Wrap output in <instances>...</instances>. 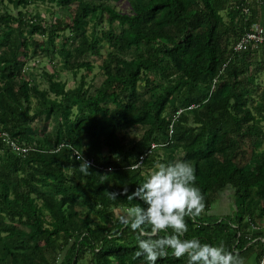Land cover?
I'll use <instances>...</instances> for the list:
<instances>
[{"label":"trees","instance_id":"16d2710c","mask_svg":"<svg viewBox=\"0 0 264 264\" xmlns=\"http://www.w3.org/2000/svg\"><path fill=\"white\" fill-rule=\"evenodd\" d=\"M118 1L0 0V264H147L121 218L175 160L194 166L205 203L183 238L264 264V47L234 49L264 28V0ZM34 2L57 5L64 27ZM35 62L51 65L45 85ZM227 191L233 210L215 213Z\"/></svg>","mask_w":264,"mask_h":264},{"label":"clouds","instance_id":"9594fccd","mask_svg":"<svg viewBox=\"0 0 264 264\" xmlns=\"http://www.w3.org/2000/svg\"><path fill=\"white\" fill-rule=\"evenodd\" d=\"M83 167L88 169L87 162ZM195 180L194 166L185 160H175L160 163L132 190L129 199H139L143 205L129 206L127 215L121 219L132 230H138L136 256L143 255L147 264H156L158 257L170 251L174 257H185L187 264H244L242 257L222 244L201 242L195 237L183 238L188 230L185 217L195 218L205 208L204 197ZM167 229L171 232L157 236Z\"/></svg>","mask_w":264,"mask_h":264},{"label":"rangeland","instance_id":"374dc122","mask_svg":"<svg viewBox=\"0 0 264 264\" xmlns=\"http://www.w3.org/2000/svg\"><path fill=\"white\" fill-rule=\"evenodd\" d=\"M56 7L57 5H54V7H50L47 4L40 3V2H34L30 4L29 6V8L32 9L31 10L32 12H35V11L39 12L46 20H49V21L53 20L62 29V27H64L65 25V18L64 16H61L62 12L59 10L58 14L60 15V17H57V18H55L57 15H54V14L51 15V12H50L51 10L56 9ZM9 8H11L12 12L14 13L16 12V9L13 8L11 4H9ZM117 9L126 12L129 10V5L125 0H119L117 3ZM104 26H105V23H104ZM64 33H67V31H64ZM58 41H59V38L57 37L56 42ZM58 60L59 58L56 56L55 61H58ZM42 66L46 67L48 70L52 69L51 65L48 62L47 63L46 62H39V63L35 62L34 73L35 75H37L38 82L42 81L41 76H39ZM60 74H61L60 75L61 79L67 81L66 83L67 86L75 85V81L72 78V74L70 72L66 70H62L60 71ZM91 79H92L93 85L95 86L98 85L100 81L103 79V74L101 73L100 69L97 66H95L93 70L90 72V75H88L87 77V81L89 82ZM258 81L260 82L261 87H264V72H261L259 74ZM43 84L45 85V83L42 81L41 85ZM263 129H264V126H263ZM261 147H264V141ZM228 200L231 202H228ZM231 204H232V199L230 198L229 191H227L225 194L221 195L220 200L218 199L216 200V202H214L212 210L215 213H230L233 210L231 208L232 207Z\"/></svg>","mask_w":264,"mask_h":264},{"label":"built area","instance_id":"2783aa9c","mask_svg":"<svg viewBox=\"0 0 264 264\" xmlns=\"http://www.w3.org/2000/svg\"><path fill=\"white\" fill-rule=\"evenodd\" d=\"M263 46L264 47V28L258 22H254L250 25L249 30L245 31L243 35L238 39V41L234 45V49H244L248 46ZM10 143H12L9 140ZM154 145L152 144V147ZM259 264H262L260 262Z\"/></svg>","mask_w":264,"mask_h":264}]
</instances>
